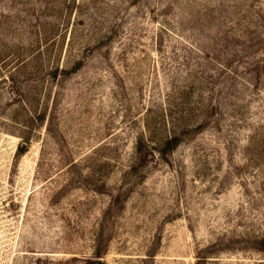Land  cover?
I'll list each match as a JSON object with an SVG mask.
<instances>
[{
    "label": "rangeland",
    "instance_id": "obj_1",
    "mask_svg": "<svg viewBox=\"0 0 264 264\" xmlns=\"http://www.w3.org/2000/svg\"><path fill=\"white\" fill-rule=\"evenodd\" d=\"M0 264H264V0H0Z\"/></svg>",
    "mask_w": 264,
    "mask_h": 264
}]
</instances>
